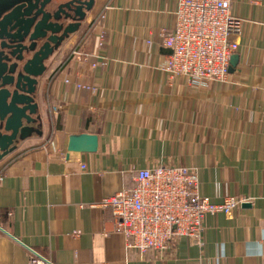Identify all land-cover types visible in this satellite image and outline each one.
Here are the masks:
<instances>
[{
	"label": "crops",
	"instance_id": "obj_1",
	"mask_svg": "<svg viewBox=\"0 0 264 264\" xmlns=\"http://www.w3.org/2000/svg\"><path fill=\"white\" fill-rule=\"evenodd\" d=\"M176 5L95 0L45 63L35 95L43 136L0 162V264H29L32 251L56 264H264V0H232L239 63L203 87L166 70L159 38ZM78 134L98 136V150L69 153ZM157 166L196 169L214 203L244 201L206 216L201 243L130 252L103 201Z\"/></svg>",
	"mask_w": 264,
	"mask_h": 264
},
{
	"label": "built area",
	"instance_id": "obj_2",
	"mask_svg": "<svg viewBox=\"0 0 264 264\" xmlns=\"http://www.w3.org/2000/svg\"><path fill=\"white\" fill-rule=\"evenodd\" d=\"M232 0H177L175 23L160 35L170 49L166 70L194 86L224 83L231 57L239 50L242 21L231 12ZM84 169V166L82 165ZM4 173L0 174V181ZM244 200L228 196L214 203L200 195L197 170L157 166L137 171L134 185L103 201L127 250L146 255L166 252L179 238L201 243L206 216H230ZM29 264H56L32 251Z\"/></svg>",
	"mask_w": 264,
	"mask_h": 264
},
{
	"label": "water",
	"instance_id": "obj_3",
	"mask_svg": "<svg viewBox=\"0 0 264 264\" xmlns=\"http://www.w3.org/2000/svg\"><path fill=\"white\" fill-rule=\"evenodd\" d=\"M95 0H0V162L33 136H43L36 103L46 62L78 32ZM172 54L170 49H164ZM239 63L231 57L229 72ZM96 135L69 137V153H95Z\"/></svg>",
	"mask_w": 264,
	"mask_h": 264
},
{
	"label": "rangeland",
	"instance_id": "obj_4",
	"mask_svg": "<svg viewBox=\"0 0 264 264\" xmlns=\"http://www.w3.org/2000/svg\"><path fill=\"white\" fill-rule=\"evenodd\" d=\"M173 75V74H172ZM174 76V75H173Z\"/></svg>",
	"mask_w": 264,
	"mask_h": 264
}]
</instances>
